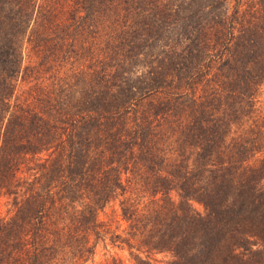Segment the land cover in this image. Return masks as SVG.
Returning a JSON list of instances; mask_svg holds the SVG:
<instances>
[{"label":"trees","instance_id":"obj_1","mask_svg":"<svg viewBox=\"0 0 264 264\" xmlns=\"http://www.w3.org/2000/svg\"><path fill=\"white\" fill-rule=\"evenodd\" d=\"M65 1L0 0V264H264V0ZM96 18L113 65L13 103L31 25Z\"/></svg>","mask_w":264,"mask_h":264},{"label":"rangeland","instance_id":"obj_2","mask_svg":"<svg viewBox=\"0 0 264 264\" xmlns=\"http://www.w3.org/2000/svg\"><path fill=\"white\" fill-rule=\"evenodd\" d=\"M50 4L57 6L55 16L59 19L58 21L71 18V9H69L65 0H50ZM230 9L232 10V8ZM73 10H75L74 6H72ZM89 21L90 19L84 20V22L81 21L80 25L76 24L77 31L74 32L73 36L74 40L77 38L75 45L74 41L68 39L67 36L68 32H73L70 28H66L63 32L56 30L53 38L48 39L47 36L52 34V29L46 27L47 31H42V36L38 37L36 35L38 30L35 25H31L29 30L33 39L31 43L27 42L23 45V70L15 80L13 103L29 102V95L35 96L40 93L38 88L49 89L54 85L53 90H58L61 86L56 82L58 77L64 76L66 79L67 76L71 75L69 73L72 67L75 69L78 64L86 66L89 65V60H91L93 64H106L109 62L110 65H113V59L119 53L118 49L122 47V43H118L119 26L113 18L110 21L99 20L98 18L94 22ZM44 23L49 24L46 19ZM44 47L46 48L44 49ZM74 52H76V56ZM76 79H73L74 84ZM82 85V83H79L78 86ZM259 98L264 106V87L259 93ZM35 109L39 110L38 107ZM9 198L3 194V190H0V218L9 216L11 197ZM115 209H117V203L109 205L100 214V220H106ZM108 256H116L124 263H128L130 260L127 251H121L117 248L112 249L110 246L105 248L99 243L94 255L95 263L102 262Z\"/></svg>","mask_w":264,"mask_h":264}]
</instances>
